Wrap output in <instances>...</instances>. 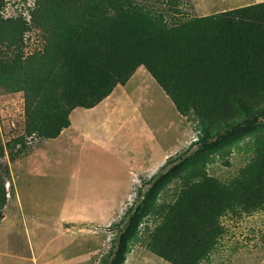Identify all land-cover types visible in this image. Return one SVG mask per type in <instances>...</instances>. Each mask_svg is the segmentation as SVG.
Segmentation results:
<instances>
[{"label": "trees", "instance_id": "obj_1", "mask_svg": "<svg viewBox=\"0 0 264 264\" xmlns=\"http://www.w3.org/2000/svg\"><path fill=\"white\" fill-rule=\"evenodd\" d=\"M148 2L36 0L29 25L23 17L4 19L0 0V82L24 93L26 136L49 141L71 125L76 109L96 107L143 66L177 110H194L199 128L213 137L175 163L169 157L147 181L142 202L129 208L110 264H125L139 241L146 204L173 177L197 169L206 154L254 136L252 168L240 178L224 184L195 174L175 204L156 213L148 249L170 264H203L225 233L222 217L264 211V1L172 22ZM166 3L174 10L180 0ZM31 28L44 33L45 51L25 57L24 35ZM17 144L23 153L25 136L4 144L0 135V221L8 200L4 160H14Z\"/></svg>", "mask_w": 264, "mask_h": 264}, {"label": "rangeland", "instance_id": "obj_2", "mask_svg": "<svg viewBox=\"0 0 264 264\" xmlns=\"http://www.w3.org/2000/svg\"><path fill=\"white\" fill-rule=\"evenodd\" d=\"M148 1V5L156 12L161 11L166 20L172 22L175 19L179 21V19L184 18L212 16L242 6L260 3L264 0H180L178 8L174 10L167 5L166 0ZM4 3V9L1 12L4 19L23 17L29 25L32 24L29 19L36 8V0H4ZM2 49L7 52L6 58L9 59V49L5 46ZM22 50L25 57L43 53L45 51L44 33L40 29L31 28L24 35ZM13 52H16L15 49ZM135 73L134 79L127 83L128 86L125 85L129 88L128 94L136 100L137 105H140L137 119L134 120L136 126L134 134L131 133L130 136L125 131L126 128L115 136L114 147H112L114 149H110V152L120 157L122 162L113 159L114 157L108 154H105L104 159L98 160L101 164L108 163V166L112 165L110 167L113 169L116 165L123 168L122 163L126 164L128 162L125 158L131 155V147H135L134 143L143 146L141 152L143 156L141 157L151 156L148 160H146L147 157L141 159L138 168L135 170L133 181L135 187L130 192L126 202L120 204L119 209L114 210V204L109 202H105L102 206H96V216L99 217H96L91 224L88 222L85 224L88 227L83 231L84 237L79 240H70L63 234H58L59 229L54 227L55 224L54 226L46 224L45 228H48L41 230L43 232L39 235L43 239H38L40 240L38 241L39 245L33 246L34 242L28 237L24 227H20L16 223L6 224L7 226L4 228L0 226V237L5 240L9 239V252H11L9 258L4 259L0 264H110L113 258L112 252L116 249L120 232L126 228L132 213L128 211L135 209L142 202L143 194L151 185L150 182H147L150 180L149 177L156 176L161 172L160 169L156 173L166 160L164 155L168 154L169 157H173V163H175L187 153H194L204 141L213 139L208 135V130L199 128V118L194 110L186 109L184 113L177 110L172 100L165 94L145 67H140ZM13 89L14 87L10 82H0L1 104L7 105L12 102V98L16 96ZM199 102L204 104L202 101ZM103 114L97 116L96 123L99 122ZM2 115L6 117L5 124L7 125L9 113L3 112ZM72 119L73 126L77 119L91 132L97 126L91 127L85 115L82 116L77 112L72 114ZM89 120H93V118L90 117ZM253 137L246 136L239 141H234L231 147H221L217 151L208 153L205 155V161L197 169L183 170L176 177H173L160 193L146 204L148 213L143 217L138 227L137 236L139 241L132 246V251L127 255L125 264H170L152 253L147 246L149 237L157 223L156 213L160 212L162 208L169 209L175 204L189 179L195 174L206 173L224 184H230L240 178L245 170L252 168L253 153L250 150V141ZM49 142L38 139L23 153L16 154L14 152L16 156L13 161L11 160L7 177L10 187L7 199L13 201L15 198L17 200L22 196L23 198L26 196L27 201V196L29 197L27 190H31V185L34 183L32 181L33 175H35L34 169H32L35 165L34 162L46 163L45 166H41V171L44 172L45 177L40 178L41 182L37 185L38 190L33 194V197H29L30 202L27 205L32 209L38 208V205L47 208L44 211L47 217L50 214L48 210L54 213L58 212L59 208L56 203L64 198L68 201L75 197H78V200L84 199L85 194L83 191H79L78 185L88 186L89 182L98 184L104 182L106 176L104 170L98 169L97 176H95L96 180H93V173L89 171V168L93 169L91 159L75 161V154L65 156L66 150L54 158H49L50 156L42 157V153L47 150L46 146L43 145H47ZM130 144L131 146L123 155L124 158L120 155V151L123 146ZM43 147L45 148L43 149ZM49 147H53L52 143H49ZM146 147H148V150ZM94 151L87 152L85 150L84 152H87V156L91 155L95 159L97 152ZM27 154H30L28 159L22 160ZM39 157L44 160L41 159L40 161ZM201 157L204 158V154ZM19 159V166H13V163ZM4 162L8 163V160L5 158ZM60 162L61 164H59ZM46 166L51 168H45ZM108 170L114 171L110 168ZM22 173L26 176L23 177ZM30 173L33 174L29 175ZM117 178L118 175L115 179ZM128 179L125 178L124 182L129 183ZM106 185L108 184L103 185V187ZM140 185L141 188H139ZM86 189L91 190L90 186ZM138 191L140 192L137 193ZM114 194L117 195L118 193ZM89 195L93 196V193L91 192ZM15 206L14 210H19V207ZM82 207H78L80 213L84 210ZM130 207L133 208L129 209ZM4 218L5 216H3ZM122 221L124 222L122 223ZM221 223L225 233L212 253L210 260L203 264H264V211L252 213L241 211L238 215L230 214L222 217ZM75 227H77V224ZM37 229L40 230V227ZM58 237L59 240H57ZM12 243L13 248H11ZM17 246H22V251L17 250Z\"/></svg>", "mask_w": 264, "mask_h": 264}, {"label": "crops", "instance_id": "obj_3", "mask_svg": "<svg viewBox=\"0 0 264 264\" xmlns=\"http://www.w3.org/2000/svg\"><path fill=\"white\" fill-rule=\"evenodd\" d=\"M136 74V73H135ZM134 76V75H133ZM132 76L131 79H134ZM130 79V80H131ZM129 80V81H130ZM128 83V82H127ZM127 85V84H126ZM118 85L112 94L107 97L105 100H103L99 105L92 109H84L79 108L76 109L73 113L77 112L80 115H85L86 119L88 120L91 127L94 128V125H97L93 132H91L88 128L86 129L84 124L81 123L76 119L74 126L72 125V115H71V125L64 129L61 134L52 140H49V143H52L53 147H49V143L46 146V149L42 153V157L50 156L49 158H54L58 154H60L62 151H67L65 156L71 155L72 153L75 154L76 160L75 161H81L82 159H91L93 164V169L89 168V171L93 173V180H96L97 176V170L102 169L106 173L105 181L94 184L90 183L88 186H81L78 185L79 191H83L85 194L84 199L78 200V197L71 199L68 201L66 198L62 199L59 203H56L58 205V212L54 213L48 210L49 217L46 216V213L44 212L47 208H42L40 205H38V208H31L29 205L30 198L33 197V194L36 193L38 190L37 185L40 184V178L44 176V172L41 171V166H45L46 163H37L34 162L35 165L32 167L34 169V174L32 181L34 183L31 185L32 189L27 190L29 192V197L26 196L23 198V196L20 199L15 198V200L11 201L10 199L7 200V204L4 209V216L5 218L0 223V226L12 225L14 223L19 224L20 227H24L26 229V232L28 233V237L32 239L34 242L33 246H38L41 239H43L42 236H39L41 230H45L48 227L45 228L46 224L56 226L58 227L59 232L58 234H63L68 239H76L79 240L83 235L84 229H87L88 223H92L93 220L96 217L95 207L96 206H102L105 204V202H109L113 205L114 209H119V205L126 202L127 197L129 196L130 192L133 191L135 187V183L133 182L135 179V170L138 168L139 163L141 159L146 158L147 156L141 157L142 155V149L143 146L140 144L134 143L135 147H131V155L129 157H124L127 149L130 145L123 146V148L120 151V155H122L128 162L122 163L123 168H120L116 165L115 169H113L112 165L108 166V163L101 164L98 162V160H102L105 158V154L113 156L115 160L121 161L122 159L120 157H117L115 154H112L110 149H114L113 142L115 140V136L121 131L126 130L128 134L131 136V133L134 134L135 131V122L134 120L137 119V112L139 111L140 105L136 104V100L132 99L129 93V88L127 86ZM141 101V100H140ZM131 110V111H129ZM129 111V112H128ZM72 113V114H73ZM101 113H104L102 118L99 120L98 123H96L97 116L101 115ZM92 117L93 120H89V118ZM97 133V134H96ZM131 138V137H130ZM45 147H43L44 149ZM42 149V148H41ZM97 152L95 155V159L93 157L87 156V152L93 151ZM148 150V147H146ZM87 151L86 153L84 151ZM117 154V153H116ZM118 155V154H117ZM30 154L25 155V157L22 158V160H27ZM119 156V155H118ZM151 157V156H150ZM147 157L146 160H148ZM164 157H166V160L163 165H161L158 168V173L160 169L165 165L167 158H169L168 154H165ZM40 161H41V157ZM66 159V157H65ZM44 160V159H42ZM19 160H16L13 163V166L17 167L19 166L18 162ZM47 162V161H46ZM11 164V160L9 161V166ZM61 164V162L59 163ZM112 164V163H111ZM45 168H51L49 166H46ZM108 168L114 170L109 171ZM47 173V172H46ZM155 173V174H156ZM23 177L26 176V174L22 173ZM33 173H30L29 175H32ZM113 178L114 180L110 179ZM116 175H118V178H116ZM154 176V175H153ZM149 177L150 179L153 177ZM45 177V176H44ZM125 178H129V183H125ZM81 184V183H79ZM108 184L103 187V185ZM90 186V189H86ZM37 187V188H36ZM141 188V185L140 187ZM32 192V194H31ZM93 193V196L89 195V193ZM114 193H118L115 195ZM19 207V210H14V206ZM28 204V205H27ZM53 205V204H51ZM50 205V207H51ZM15 206V207H16ZM83 206V207H82ZM78 207H82L84 209L82 213H80V210ZM78 211V212H77ZM42 219V220H40ZM9 220V221H7ZM96 222V220H95ZM81 223V225H80ZM5 224V225H4ZM77 224V227L75 225ZM40 227V230L37 228ZM63 228V229H62ZM7 231V230H5ZM9 236V234H8ZM7 236V237H8ZM40 239V240H38ZM60 238L58 237L57 240ZM19 242V241H16ZM52 244V242H51ZM60 246V245H59ZM13 243L11 244V248H13ZM22 246H17L16 249L19 251L21 250ZM9 239L5 240L0 237V262L6 258H9ZM17 258H22L19 256H16ZM36 262V261H35Z\"/></svg>", "mask_w": 264, "mask_h": 264}, {"label": "built area", "instance_id": "obj_4", "mask_svg": "<svg viewBox=\"0 0 264 264\" xmlns=\"http://www.w3.org/2000/svg\"><path fill=\"white\" fill-rule=\"evenodd\" d=\"M15 92V91H14ZM22 92H15L12 98V102L9 104L0 103V135L4 144L17 139L18 137L25 136L26 148L37 141V135L26 136V110H25V98ZM3 112L9 113V119L7 125L5 124V118ZM21 144L17 145V149H21ZM9 188V184H7Z\"/></svg>", "mask_w": 264, "mask_h": 264}, {"label": "clouds", "instance_id": "obj_5", "mask_svg": "<svg viewBox=\"0 0 264 264\" xmlns=\"http://www.w3.org/2000/svg\"><path fill=\"white\" fill-rule=\"evenodd\" d=\"M24 20L25 21H27L25 18H24ZM29 20H31V16H30V19ZM28 22V21H27ZM32 22V21H31ZM141 67H143V66H141ZM140 68V67H139ZM138 68V69H139ZM22 92V91H21ZM23 93V92H22ZM24 94V93H23ZM105 100V99H104ZM37 139H39L38 137H37ZM15 140V139H14ZM11 142V141H10ZM9 143V142H8ZM18 145V144H17ZM27 148H24V150H26ZM20 149H17V147H16V150H15V153H18V151H19ZM19 154V153H18ZM6 159L8 160V163H9V161L11 160V158H10V156H9V158L6 156ZM155 176V175H154ZM7 184H9V181H8V179H7V182L5 183V189H6V196H7V198H8V192H9V188H7Z\"/></svg>", "mask_w": 264, "mask_h": 264}]
</instances>
